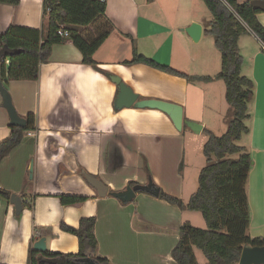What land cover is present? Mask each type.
I'll return each mask as SVG.
<instances>
[{
    "label": "crops",
    "instance_id": "obj_1",
    "mask_svg": "<svg viewBox=\"0 0 264 264\" xmlns=\"http://www.w3.org/2000/svg\"><path fill=\"white\" fill-rule=\"evenodd\" d=\"M105 17L113 29L93 55L99 70L83 64L80 52L65 40L53 45L49 60L40 65L37 81H8L4 85L16 113L35 116L36 130L26 134L0 163V189L20 197L23 204L16 215L9 200L0 197V264H28L34 242L42 238L35 227L51 231L43 236L45 251L76 254L77 238L62 231L60 224L76 229L82 218L95 219L97 255L109 264H174L171 250L178 235L175 242V235L154 234L140 221L172 226L175 208L169 221H164L160 212L146 215L151 201L160 209L168 205L142 193L155 200L143 195L138 203L144 214H137L132 210L134 199L121 204L109 196L98 197L85 174L100 180L109 191L122 190L128 181L148 182L123 173L128 165L140 163L145 152L141 141L156 142L180 131L159 110H116L118 87L111 77L119 78L138 100H164L183 109L189 81L182 76L217 74L205 71L210 70L215 51L219 53L213 37L205 33L211 15L202 0H105ZM257 20L264 27V12L257 14ZM191 23L201 26L197 42L185 32ZM43 25L42 0H19L17 6L0 4V34L10 26L41 29ZM243 37L253 39L257 48L242 43ZM238 49L243 58L242 74L254 83L247 121L253 164L245 186L249 206L246 234L251 239L264 238V52L251 34L239 37ZM135 56L175 74L144 63L127 64ZM214 68L218 70L216 64ZM10 126L0 96V142L9 137ZM133 141L143 144L137 152L130 150ZM61 195L80 196L85 201L61 206ZM138 223L143 230L137 229Z\"/></svg>",
    "mask_w": 264,
    "mask_h": 264
},
{
    "label": "trees",
    "instance_id": "obj_2",
    "mask_svg": "<svg viewBox=\"0 0 264 264\" xmlns=\"http://www.w3.org/2000/svg\"><path fill=\"white\" fill-rule=\"evenodd\" d=\"M211 15L206 34L213 37L214 45L220 53V70L214 77H187L209 83L221 80L225 87L224 99L228 105V123L220 136L207 131L208 140L203 146L206 165L201 168L197 179V189L184 205L181 200L160 190L159 199L176 205L179 209L198 211L205 222V229L191 227L187 222L178 229V240L171 250L174 264H198L193 249L201 251L207 264H237L244 245L264 246V238H249V206L245 186L253 160L248 145L250 128L249 104L254 96L253 81L242 74L243 58L239 53L238 39L242 35H255L263 45L264 27L258 22L257 14L250 1L237 3L236 0H202ZM0 4L17 6L19 0H0ZM44 25L41 29L10 26L0 34V49L3 47L16 52L8 58V65L0 63V80L37 81L40 65L49 60L53 45L65 40L71 41L80 52L83 64L96 66L93 55L112 31V25L105 17V1L101 0H42ZM95 30L90 32V28ZM68 33L63 39L57 31ZM144 63L170 74L172 70L160 66L141 56H135L130 63ZM25 119L24 128L10 126L9 137L0 142V163L11 150L18 146L23 137L36 130L35 116ZM81 173L83 172L80 170ZM137 183L129 181L127 186ZM0 197L9 200L10 194L0 189ZM61 206L79 205L84 197L73 195L58 196ZM122 204V203H121ZM95 219L82 218L78 227L64 223L60 229L74 235L78 241L76 254H58L30 250L28 264H45L44 259L63 257L65 264H82L90 257L97 264H109L97 255V241L94 233ZM38 229L39 237L50 235V230Z\"/></svg>",
    "mask_w": 264,
    "mask_h": 264
},
{
    "label": "rangeland",
    "instance_id": "obj_3",
    "mask_svg": "<svg viewBox=\"0 0 264 264\" xmlns=\"http://www.w3.org/2000/svg\"><path fill=\"white\" fill-rule=\"evenodd\" d=\"M89 30L92 33V31L95 30V27L90 28ZM68 36L69 35L63 39L68 38ZM243 42L247 43L249 47L252 45V47L257 48V43H253L254 41L250 37H243L242 43ZM215 52L216 55L210 63V70H205L208 71V73H211L212 70L215 73L219 72L220 56L217 51ZM2 61L8 65L6 63L8 58L3 59ZM215 64L216 69L218 70H215ZM187 87L188 91L186 104L183 107V119L200 124L203 126V129L210 131L217 136L223 134L226 130L229 119L227 115L228 105L224 99L225 87L223 83L221 81H216L212 84L206 85L204 82L190 79ZM207 131L201 130L199 133H195L184 125L182 126L181 131L177 132V134L172 137L158 140L156 142L149 141L148 139L141 141L144 143V146L143 144H140L139 141H133L130 146L131 151H139L140 145L144 147L145 152L141 156L140 163H137L136 165H128L123 173H132L139 177H143L148 181L151 180L152 183L159 187L162 192H169L170 196L172 195V197L181 200L182 203L186 205L197 189L199 171L206 165V160L203 156V146L208 140ZM124 189L125 188L122 190ZM143 195L144 194L139 193L131 202L132 210H135L137 214H144L143 207L138 203V199ZM147 197L150 198V200H155L151 199L152 197L150 196ZM156 200H161L168 206L164 208L161 205L160 209L158 203L154 204V202L151 201L150 209L147 208L145 214L147 215L149 212L153 213L154 211H156V214H158L157 212H160L164 221L166 219L169 221V216H174L173 208H175V222L172 221V226L169 224L170 226L165 227L162 224L160 226L158 222L156 225H153L155 224L153 222L150 225L147 222L140 221L154 234L162 233L163 236L166 234L168 237H173L175 235L176 242L177 229L182 223L187 222L193 228H206L200 212L188 209L181 210L176 205L169 204L165 200L159 198ZM137 229L143 230L144 227L138 223ZM162 248L164 249V243ZM193 252L198 264H207L206 258L201 251L193 249Z\"/></svg>",
    "mask_w": 264,
    "mask_h": 264
},
{
    "label": "water",
    "instance_id": "obj_4",
    "mask_svg": "<svg viewBox=\"0 0 264 264\" xmlns=\"http://www.w3.org/2000/svg\"><path fill=\"white\" fill-rule=\"evenodd\" d=\"M251 8L253 10H261L264 12V0H252L250 1ZM185 32L189 35L193 42H197L201 35V26L197 23H191ZM16 52L9 50L6 47L0 49V63L3 59L9 58L15 55ZM111 81L118 87V92L114 100V108L120 110L123 108L134 107L137 109H152L159 110L166 114L172 122L174 128L177 131H181L182 126H186L195 133H199L202 130V125L192 121L183 119V109L181 106L157 99H145L138 100V96L132 92V90L121 82L117 77H111ZM0 96L2 98V106L6 110L9 117V124L14 127L24 128L26 125L25 119L21 118L15 111L11 102L10 95L3 83L0 80ZM32 168L30 167L29 173L31 176ZM87 183L94 188L97 196L100 198L109 196L117 199L122 204L130 203L137 193H144L158 198L160 188L155 186L151 180L147 184H136L132 187L126 186L121 191H109L108 187L104 185L97 178L85 174ZM9 203L14 206L15 214L18 215L22 209L23 204L21 198L15 194H11L9 197ZM33 250L42 253L46 250L45 238L42 237L33 244ZM45 264H65L63 257L53 259H41ZM82 264H97L90 257H86L82 260ZM237 264H264V246H251L244 245L241 249L240 256Z\"/></svg>",
    "mask_w": 264,
    "mask_h": 264
},
{
    "label": "built area",
    "instance_id": "obj_5",
    "mask_svg": "<svg viewBox=\"0 0 264 264\" xmlns=\"http://www.w3.org/2000/svg\"><path fill=\"white\" fill-rule=\"evenodd\" d=\"M101 1H105V0H101ZM57 34L61 37V38H64V37H67V33H65V32H63V31H61V30H59L58 32H57ZM255 36V35H254ZM6 63L8 64V61H6Z\"/></svg>",
    "mask_w": 264,
    "mask_h": 264
}]
</instances>
